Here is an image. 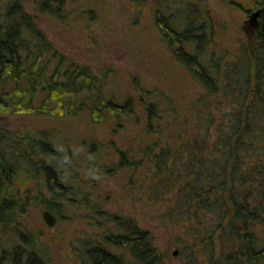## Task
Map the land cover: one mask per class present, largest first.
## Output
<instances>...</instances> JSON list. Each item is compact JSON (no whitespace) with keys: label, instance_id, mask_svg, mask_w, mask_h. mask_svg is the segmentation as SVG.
<instances>
[{"label":"trees","instance_id":"16d2710c","mask_svg":"<svg viewBox=\"0 0 264 264\" xmlns=\"http://www.w3.org/2000/svg\"><path fill=\"white\" fill-rule=\"evenodd\" d=\"M249 1L262 9L259 25L248 42L239 37L230 48L217 42L216 20L203 0H170L165 7L157 0L151 9L174 62L198 86L185 106L157 100L151 89H139L140 97L108 94L106 77L58 56L20 0L0 9V110L86 113L92 126L112 124L114 134L132 126L127 144L85 139L81 170L92 185L80 182L71 150L64 162L77 185L47 161L62 156L58 143L0 126V231L10 235L5 241L0 233V264L45 262L36 236L19 221L34 194L57 218L84 208L105 228L76 249L84 264H173L135 218L104 210L95 191L101 171L131 173L129 183L159 205L161 221L183 227L172 243L180 264H264V0ZM37 3L40 12L69 18L67 0ZM53 58L59 60L51 66Z\"/></svg>","mask_w":264,"mask_h":264},{"label":"rangeland","instance_id":"374dc122","mask_svg":"<svg viewBox=\"0 0 264 264\" xmlns=\"http://www.w3.org/2000/svg\"><path fill=\"white\" fill-rule=\"evenodd\" d=\"M12 1L15 0H0V9L6 8ZM20 1L34 17L46 42L58 51V56L64 55L68 62L90 65L108 79V94L140 97L139 89H151L156 92L157 100L169 97L185 106L199 91L190 74L174 62L160 38L151 13V9L157 7V0H67L65 9L69 18L66 19L40 12L38 0ZM237 1L241 3V8L225 0H203L216 20L217 42L225 48L237 45L239 37L249 41L252 26L246 23L250 15L257 11L250 8L249 0ZM168 3L170 0H163L160 7ZM188 9H184V16L188 14ZM45 55L43 62L50 58L49 54ZM58 60L51 59V66ZM0 126L16 133L17 137H23L26 131L32 137L45 135L58 143L56 147L62 156H57L58 160L48 156L47 161H54L64 171V181L74 185H77L72 179L74 173L64 162L70 150L77 162L75 172L79 173L80 182L92 185V176L81 170L88 151L85 149V139L96 136L107 143L111 139L120 142L125 138L127 144L131 140L132 129L131 126L127 131L114 134L112 124L92 126L86 113L74 117H46L6 110H0ZM112 152V149H108L105 154ZM101 172L96 179L98 187L95 191L99 192V202L104 210L119 211L135 218L141 228L149 229L154 234L159 250L169 253L167 261L180 264L178 257L173 255L178 250L172 243L183 227L161 221L159 205L148 201L139 186L129 183L131 173L118 171L110 175ZM31 188L28 185L27 191ZM98 195L94 194L92 200H96ZM35 196H32L19 221L30 234L36 236L38 243L35 250L45 260L44 264H84L76 249L82 250L88 239L94 240L105 228L94 224L95 221L88 216L89 210L84 208L75 209L74 215L62 214V218H57V223L49 227L42 216L44 208ZM0 233L5 241L10 236L4 230Z\"/></svg>","mask_w":264,"mask_h":264},{"label":"water","instance_id":"95a60500","mask_svg":"<svg viewBox=\"0 0 264 264\" xmlns=\"http://www.w3.org/2000/svg\"><path fill=\"white\" fill-rule=\"evenodd\" d=\"M262 15V9H258L250 15L249 21L246 24H251L252 29L256 28L259 25V19ZM42 216L49 227H53L57 223V217L51 210H44ZM177 251L174 252V255H177Z\"/></svg>","mask_w":264,"mask_h":264}]
</instances>
